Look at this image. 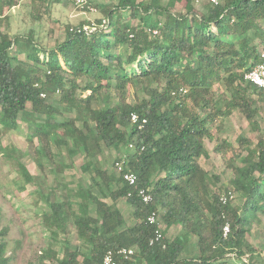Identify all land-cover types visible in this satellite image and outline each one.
Returning <instances> with one entry per match:
<instances>
[{
  "label": "trees",
  "instance_id": "obj_1",
  "mask_svg": "<svg viewBox=\"0 0 264 264\" xmlns=\"http://www.w3.org/2000/svg\"><path fill=\"white\" fill-rule=\"evenodd\" d=\"M195 1L109 0L97 4L106 17L96 22L106 18L105 27L88 34L85 24L66 23L63 40L50 48L36 29L22 36L4 30L16 1L0 0V134L25 122L38 140L40 169L47 163L57 168L65 146L70 157L86 154L82 169L91 179L78 194L69 183L59 184V191L37 187L46 206L43 224L62 239L63 256L48 247L24 264H102L109 250L134 246L130 257L116 256L119 264H264V245L251 239L264 215V133L256 142L243 136L238 148L216 142L214 151L223 157L226 148L234 151L226 159L233 171L228 184L218 186L221 176L200 161L210 156L205 139L219 140L210 128L216 118L239 110L260 129L256 115L264 89L245 75L264 60V0H209L203 10ZM51 3L34 0L31 17L42 21ZM218 82L230 92L219 102L213 93ZM129 86L145 96L130 102ZM73 112L81 122L66 117ZM132 113L146 122L133 123ZM114 147L122 151L116 158ZM5 151L16 159L25 184L38 183L40 177L10 147ZM111 161L112 172L105 168ZM117 161L137 175L136 184L123 179ZM141 189L152 194L151 202L143 201ZM123 199L132 209L131 223L119 208ZM153 212L166 225L158 240L157 226L147 221ZM174 225L181 229L170 238ZM7 232L0 231V264L14 258L7 256ZM73 232L81 244L68 238ZM193 237L198 254L183 257Z\"/></svg>",
  "mask_w": 264,
  "mask_h": 264
},
{
  "label": "rangeland",
  "instance_id": "obj_2",
  "mask_svg": "<svg viewBox=\"0 0 264 264\" xmlns=\"http://www.w3.org/2000/svg\"><path fill=\"white\" fill-rule=\"evenodd\" d=\"M108 0H90L91 4L97 7L98 11L94 12L88 8L81 9L76 7L70 0H60L59 4L53 5L50 11H46V20L41 23L31 17L30 0H18L17 6L10 11L9 19L4 22V30L9 31L11 35L27 33L30 29H36L43 36L44 44L51 47L56 46L65 36V24L73 26L87 24L88 22L96 21L103 17L104 12L97 6L100 3ZM117 1V0H115ZM209 0H196L195 7L198 10H203L205 3ZM183 4L176 6L177 10H183ZM137 22L139 21L136 20ZM260 30V27H257ZM260 39L255 40L258 45ZM20 57H25V46H22ZM23 49V50H22ZM259 50H263L259 46ZM23 51V52H22ZM213 93L216 101L219 102L223 98L229 96L230 92L222 83H216L213 87ZM60 93H55L54 97L57 100ZM144 97L142 91L136 90L129 86L127 97L130 102L136 98ZM67 118H76L77 122H81L75 112L66 113ZM77 116V117H76ZM43 117H40V120ZM256 120L259 123V130L257 126H253L246 118V116L239 110H235L230 116L224 118H216L210 123L211 131L218 141H211L205 139V144L210 152L209 157L202 156L200 161L203 166L209 170L211 174H218L222 181L218 186L228 184L229 179L233 176V171L226 162L234 155V151L225 149V156L214 151L216 142L227 140L232 143L234 147H239V140L244 136L249 138L252 142H256L259 135L264 133V103L261 106L259 113L256 115ZM5 147H10L14 156H19L22 162L26 165L32 175L40 177L37 181L25 184L24 178L19 174V167L16 159L7 156ZM65 148V146H63ZM63 148L62 161L54 170H50L49 163L46 164V170L39 168L35 161L37 150L39 149L38 140L34 132H32L25 122H20L17 130H11L6 134H0V231L8 227V232L4 236L7 241V256L14 254L11 259V264H24L37 257L42 249L48 247L56 248L60 255L63 254L64 244L62 239H54L49 230L44 226L42 213L46 206L45 201L41 200L40 195L36 192L38 186L42 185L49 189H56L59 191L58 185L69 183V188L75 193H82L89 187L91 181L87 174L83 172L82 165L87 161V156L84 153H79L73 157L68 155L67 150ZM59 146H55L54 150L58 152ZM122 151L118 147L111 149L113 158L121 155ZM101 157L98 156L93 159V162L99 161ZM66 166L63 171L58 172ZM110 172L114 170L113 161L105 165ZM43 175L45 177L43 178ZM42 176V177H41ZM24 185V188L21 186ZM61 191L64 192L63 189ZM233 198L237 204L242 201L239 195L233 192ZM124 200V199H123ZM122 200V201H123ZM122 209L129 223L130 210H128V203L124 200ZM261 222L254 223L252 229L251 239L263 247L264 245V215L260 213ZM163 229L166 225L162 223ZM180 225H174L167 231L168 237L172 238L180 232ZM68 238L74 244L80 241L73 232L68 235ZM1 239V237H0ZM198 247L196 245L195 237L192 238L187 248L183 252V257L197 256ZM264 262V254L260 257ZM239 264L237 260H233L232 264Z\"/></svg>",
  "mask_w": 264,
  "mask_h": 264
},
{
  "label": "built area",
  "instance_id": "obj_3",
  "mask_svg": "<svg viewBox=\"0 0 264 264\" xmlns=\"http://www.w3.org/2000/svg\"><path fill=\"white\" fill-rule=\"evenodd\" d=\"M76 7H79L81 9L88 8L91 11L97 12L98 9L95 7L93 4L90 3L89 0H70ZM221 0H211V2L218 4ZM108 24L107 19L104 18L101 23H97L96 21H92L90 24H85L82 27V30L85 31L88 34H92L96 32L98 29L101 27H105ZM154 34L157 33V30L153 31ZM262 58H264V52L261 54ZM245 78L260 88L264 89V60L262 63L257 64L251 71H249L246 75ZM131 121L133 123H143L146 122V119L140 118V116L137 113H132L131 115ZM130 148H133V145H130ZM124 163L117 161L115 164V167L119 172H123L122 176L123 179L128 182L129 184H136L137 182V175L131 171H123L124 169ZM139 195L143 199L145 203H149L153 200V196L151 193H149L146 189H141L139 191ZM231 197L233 196V193H231ZM222 200L226 202L228 200V196H222ZM147 221L150 224H154L157 226L156 229V239H160L163 235V227H162V221L159 218V215L156 212H153L151 215H149ZM229 230V227H225V232L227 233ZM137 247H123L117 250L116 252H113L112 250H109L103 259L102 264H119V262L116 259V256H124L125 258L130 257L137 251Z\"/></svg>",
  "mask_w": 264,
  "mask_h": 264
},
{
  "label": "crops",
  "instance_id": "obj_4",
  "mask_svg": "<svg viewBox=\"0 0 264 264\" xmlns=\"http://www.w3.org/2000/svg\"><path fill=\"white\" fill-rule=\"evenodd\" d=\"M16 1V4H14L13 5V7L12 8H14V6H17V3H18V0H15ZM33 1L34 0H30V5H31V8H32V4H33ZM109 1V0H108ZM107 1V2H108ZM59 2H60V0H52V3H51V9H52V6L53 5H57V4H59ZM106 1H104L102 4H105V3H107ZM33 9V8H32ZM50 9V10H51ZM49 10V11H50ZM31 13V12H30ZM31 15V14H30ZM47 18L45 17L42 21H44V20H46ZM8 20V19H7ZM6 20V21H7ZM36 21H38V20H36ZM42 21H38V22H42ZM37 32H38V30H37ZM25 33H23V34H17V35H19V36H22V35H24ZM90 181H91V179H90ZM125 200V199H124ZM123 200V201H124ZM107 201H108V199H107ZM123 201H121L120 203H119V208L122 210V212L124 213V210L122 209V203H123ZM126 201V200H125ZM128 210H130V213H131V211H132V209H131V207H130V205L128 204ZM91 213L93 214V215H96V211H95V207L94 206H92L91 207ZM129 222V221H128ZM132 222V221H131ZM130 222V223H131ZM78 244H81V242H79ZM53 249H55V250H57L56 248H54V247H52ZM58 251V250H57ZM59 252V251H58ZM63 256V254L62 255H60V253H59V257H62Z\"/></svg>",
  "mask_w": 264,
  "mask_h": 264
}]
</instances>
